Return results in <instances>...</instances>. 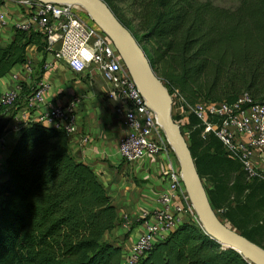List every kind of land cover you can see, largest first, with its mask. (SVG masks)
I'll use <instances>...</instances> for the list:
<instances>
[{"label": "trees", "instance_id": "obj_1", "mask_svg": "<svg viewBox=\"0 0 264 264\" xmlns=\"http://www.w3.org/2000/svg\"><path fill=\"white\" fill-rule=\"evenodd\" d=\"M103 1L148 45L150 55L141 47L166 88H177L190 104L233 103L244 93L264 103V0H241L236 10L215 0H142L141 40ZM32 44L42 49L46 38L20 28L10 44L0 43V80L26 64ZM6 129L0 121V137ZM234 165L214 184L230 186L229 203L243 211L245 224L229 214L226 224L264 249V190H257L264 185L248 183ZM0 176V264H121L122 248L108 237L116 208L93 170L72 153L64 131L35 122L21 128ZM207 194L215 211V196ZM138 264L251 263L190 222L156 242Z\"/></svg>", "mask_w": 264, "mask_h": 264}, {"label": "built area", "instance_id": "obj_2", "mask_svg": "<svg viewBox=\"0 0 264 264\" xmlns=\"http://www.w3.org/2000/svg\"><path fill=\"white\" fill-rule=\"evenodd\" d=\"M29 3H33L32 24L36 32L44 35L48 41L54 53V63H63L76 73L86 72L90 67L99 72L106 85L107 99L116 104V113L124 115L130 129L120 144L124 161L132 163L146 155L172 150L156 112L149 107L102 26L74 5ZM83 13L87 18H82ZM4 19L5 16L0 13V21ZM20 29L27 30V27L20 26ZM14 78L18 81V76ZM21 88L22 83L18 82L12 91L0 98V106L6 108L14 105ZM46 88L41 84L34 92L32 100L35 105L44 104L43 92ZM197 116L223 144L226 153L238 159L250 176L260 174L253 158L264 151V103H257L250 94L244 93L233 103L205 102L198 108ZM76 120L77 112L73 105L56 107L36 117H29L25 112L16 119V131L35 122L60 129L69 135L75 130ZM8 148L6 135L3 134L0 137V156ZM166 176L169 186L161 194L160 208L147 216L152 221L147 223L145 233L133 245L127 264H138L156 242L162 241L178 226L190 222L200 224L185 190L179 164L171 166Z\"/></svg>", "mask_w": 264, "mask_h": 264}, {"label": "crops", "instance_id": "obj_3", "mask_svg": "<svg viewBox=\"0 0 264 264\" xmlns=\"http://www.w3.org/2000/svg\"><path fill=\"white\" fill-rule=\"evenodd\" d=\"M0 13L5 16L0 21L2 45L13 41L20 26L36 32L31 21L33 3L0 0ZM49 47L47 40L42 49L30 45L26 64L17 65L0 80V98L12 91L18 82L22 83L16 103L4 108L0 116V121L7 124L9 146L8 153L0 156V170L19 136L16 119L25 112L29 117H36L56 107L73 105L77 120L75 130L67 136L71 151L93 170L116 208L117 225L108 237L122 248L121 264H127L133 245L152 221L147 216L160 208L161 194L169 186L166 172L179 164L177 156L173 150H168L146 155L136 162L124 161L120 144L129 126L124 115L116 113L115 105L107 102L106 85L99 72L90 67L86 72L76 73L63 63H54V53ZM41 84L47 88L43 92L44 104L38 106L32 96ZM253 163L264 174V151L253 158ZM4 180L5 177L0 176V183Z\"/></svg>", "mask_w": 264, "mask_h": 264}, {"label": "water", "instance_id": "obj_4", "mask_svg": "<svg viewBox=\"0 0 264 264\" xmlns=\"http://www.w3.org/2000/svg\"><path fill=\"white\" fill-rule=\"evenodd\" d=\"M22 2L70 4L82 8L98 22L120 53L125 64L156 112L173 152L176 154L188 197L205 232L225 248L239 252L251 264H264V249L230 228L214 211L196 169L190 146L172 115L173 99L164 82L133 34L120 22L103 0H21Z\"/></svg>", "mask_w": 264, "mask_h": 264}, {"label": "rangeland", "instance_id": "obj_5", "mask_svg": "<svg viewBox=\"0 0 264 264\" xmlns=\"http://www.w3.org/2000/svg\"><path fill=\"white\" fill-rule=\"evenodd\" d=\"M105 1L109 3L112 9H114L119 17L123 19V21L136 35V37L141 40L142 34L138 30L139 20L137 18L139 17V5L142 0ZM214 3L221 8L236 10L240 6L241 0H215ZM82 18H87L84 13L82 14ZM141 45L150 55V49L148 45L144 43H142ZM157 74L159 75L160 79H162L161 72L157 71ZM168 92L173 99L172 115L176 119V122L180 125L181 129H183L185 138L189 146H191L193 149V153L203 175L202 182L205 185L207 191H211L215 196L216 214L224 223H229L226 219V215L229 214L234 219L240 220L245 224V221L243 220V211L240 208H237L235 204L229 203L230 193L232 192L230 186L227 183H225L224 185H215L214 180L217 183V181L220 180L223 175H227L228 178L230 172H233L235 170L234 164L238 165L237 175L243 174L248 183L255 181L258 184L264 185V175L260 173L258 175L250 176L242 168L240 161L229 156L225 152L222 144L215 137V135L206 129L202 121L199 120L197 116V110L202 104L205 103L204 101H199L196 104L192 105L188 102L187 98L181 92H179L177 88H169ZM105 98L107 99V96H105ZM107 102L109 104L116 105L109 99H107ZM7 132L8 131H6L4 134L6 135ZM19 132L20 131H18V133ZM6 153H8V151ZM214 162L217 163L218 167L213 166ZM221 165L224 167L221 168ZM212 183L214 184V186ZM257 190L258 192L263 191L264 187L257 188ZM259 230V234L264 237V227L260 228Z\"/></svg>", "mask_w": 264, "mask_h": 264}, {"label": "bare ground", "instance_id": "obj_6", "mask_svg": "<svg viewBox=\"0 0 264 264\" xmlns=\"http://www.w3.org/2000/svg\"><path fill=\"white\" fill-rule=\"evenodd\" d=\"M82 9V8H81ZM83 10V9H82ZM84 11V10H83ZM85 12V11H84ZM86 13V12H85Z\"/></svg>", "mask_w": 264, "mask_h": 264}]
</instances>
